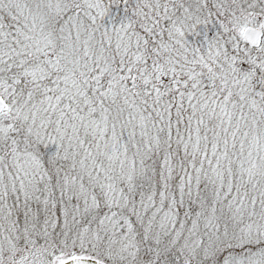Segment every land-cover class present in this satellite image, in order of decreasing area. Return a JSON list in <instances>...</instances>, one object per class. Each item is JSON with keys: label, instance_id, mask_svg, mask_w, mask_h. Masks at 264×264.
Segmentation results:
<instances>
[{"label": "snow or ice", "instance_id": "6c2138e0", "mask_svg": "<svg viewBox=\"0 0 264 264\" xmlns=\"http://www.w3.org/2000/svg\"><path fill=\"white\" fill-rule=\"evenodd\" d=\"M0 264H264V0H0Z\"/></svg>", "mask_w": 264, "mask_h": 264}]
</instances>
